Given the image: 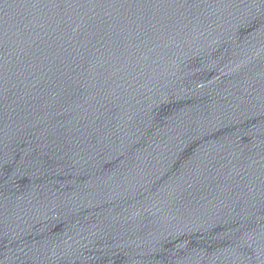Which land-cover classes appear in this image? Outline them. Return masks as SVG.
Here are the masks:
<instances>
[{"label": "water", "instance_id": "water-1", "mask_svg": "<svg viewBox=\"0 0 264 264\" xmlns=\"http://www.w3.org/2000/svg\"><path fill=\"white\" fill-rule=\"evenodd\" d=\"M0 264H264V0H0Z\"/></svg>", "mask_w": 264, "mask_h": 264}]
</instances>
